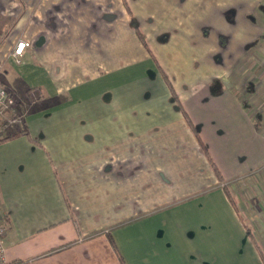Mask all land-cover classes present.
Masks as SVG:
<instances>
[{"label": "crops", "instance_id": "obj_1", "mask_svg": "<svg viewBox=\"0 0 264 264\" xmlns=\"http://www.w3.org/2000/svg\"><path fill=\"white\" fill-rule=\"evenodd\" d=\"M233 7L0 0V84L27 130L0 141L8 259L264 264V43L230 30Z\"/></svg>", "mask_w": 264, "mask_h": 264}, {"label": "rangeland", "instance_id": "obj_2", "mask_svg": "<svg viewBox=\"0 0 264 264\" xmlns=\"http://www.w3.org/2000/svg\"><path fill=\"white\" fill-rule=\"evenodd\" d=\"M233 8H226L223 10V16L226 23L232 28L243 26L250 27L251 31L247 39L256 37L254 39L258 44L264 43V0L261 5L256 7L247 6L246 0H232ZM255 26V32H252V27ZM255 44V43H254ZM249 47V46H246Z\"/></svg>", "mask_w": 264, "mask_h": 264}, {"label": "built area", "instance_id": "obj_3", "mask_svg": "<svg viewBox=\"0 0 264 264\" xmlns=\"http://www.w3.org/2000/svg\"><path fill=\"white\" fill-rule=\"evenodd\" d=\"M27 44V41L19 39L16 47L13 49V54L20 55L21 49ZM14 103V97L0 84V137H2L3 130L9 127H22L24 125L20 116L10 113L13 110ZM5 229V217L0 203V264H23L20 259H8L6 257L5 247L1 241Z\"/></svg>", "mask_w": 264, "mask_h": 264}, {"label": "trees", "instance_id": "obj_4", "mask_svg": "<svg viewBox=\"0 0 264 264\" xmlns=\"http://www.w3.org/2000/svg\"><path fill=\"white\" fill-rule=\"evenodd\" d=\"M131 24H132V26H133V28H134V30H135L136 35L138 36L139 40L141 41V43H142L143 45L146 46L145 38H144L143 34L139 31V29H138V27L136 26V24H135V22H134L133 19H131ZM160 38H161V39H164L163 36L160 37ZM185 116H186L187 121H188L189 124L192 126L193 130L195 131V134H196L197 137H198V134H197L196 128H195L194 125L191 123V121H190L189 117L186 115V113H185ZM16 130H17V131H14V132L11 133V134H8V135H6V136H4V137H3V136L0 137V141H1V140H4V139H7V138H10V137H13V136H15V135H17V134H20V133H26V132H27L25 125H23L22 127H17ZM201 144H202V143H201ZM201 146H202L204 152L206 153V155L208 156V159H209V161H210V163H211V165H212L214 171H215L216 174L219 176L218 169L216 168L214 162H213L212 159L210 158V156H209V154H208L206 148L204 147L203 144H202ZM226 192H227V191H226ZM227 194H228L230 200H232V198H231V196L229 195L228 192H227ZM247 231H248V234L252 237V234H251V232L249 231V229H247ZM254 243L256 244L255 239H254ZM120 260H121V262H122V259H121V258H120ZM122 264H123V263H122Z\"/></svg>", "mask_w": 264, "mask_h": 264}]
</instances>
